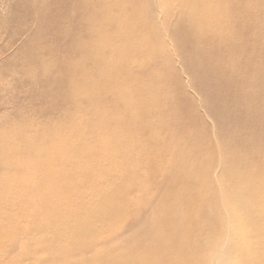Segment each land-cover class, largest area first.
<instances>
[{"label": "bare ground", "instance_id": "obj_1", "mask_svg": "<svg viewBox=\"0 0 264 264\" xmlns=\"http://www.w3.org/2000/svg\"><path fill=\"white\" fill-rule=\"evenodd\" d=\"M134 1L133 7L130 0H100L96 9L81 0L75 13L79 32L64 48L71 62L65 78L50 70L46 49L40 56L27 51L31 62L45 65L44 75L56 83L63 104L58 116L34 133L0 125V240L10 232L26 236V225L14 221L28 215L29 226L38 221L56 231L55 239L23 240L22 254L37 253L41 264H264V0ZM47 6L42 16L50 11ZM106 15L115 22L111 29L103 23ZM233 23L238 29H229ZM165 28L176 34L198 101L175 72L155 66L165 48L176 44L160 39ZM146 32L156 41L147 44ZM129 58L144 71L134 72ZM86 65L104 71V86L88 76ZM88 101L97 118L85 109ZM118 101L126 108L115 109ZM198 105L213 119L219 146L203 136ZM130 121L150 138L123 141ZM93 124L104 132L90 138L85 127ZM171 140L177 141L174 147ZM229 147L231 152L220 153L227 171L211 179L209 161L216 150ZM20 150L30 158L16 157ZM198 151L211 153L201 158ZM156 165L164 168L159 177ZM189 169L201 178L206 197L178 177ZM113 170L120 176L112 177ZM135 187L139 191L128 195ZM101 192L106 200L96 197ZM15 195L38 209L29 214L25 208L8 209L3 200ZM238 213L246 217L244 227ZM124 215L142 220L140 231L150 238L130 226L131 233L116 234L112 244L92 239L93 229L107 233ZM245 228L253 233H242ZM109 255L113 260L106 259Z\"/></svg>", "mask_w": 264, "mask_h": 264}, {"label": "rangeland", "instance_id": "obj_2", "mask_svg": "<svg viewBox=\"0 0 264 264\" xmlns=\"http://www.w3.org/2000/svg\"><path fill=\"white\" fill-rule=\"evenodd\" d=\"M86 1V0H83ZM91 5L97 9L100 5V0H88ZM132 6H136L134 0H130ZM48 5V6H47ZM83 2L81 0H0V125L7 127L9 129L16 127H23L26 132H36L39 129V125H48V119L50 117L58 116V110L61 108L63 101L57 95L56 87L53 81L45 77V65L40 62H31L26 56L33 54L34 56L43 55L42 50L46 49L45 59H48V65L50 70L58 77L65 78V66L71 64L67 59L66 51L64 48L68 46L71 42L72 35H76L79 32L78 20L75 13L81 11ZM49 7L50 11L42 16V9ZM225 9V7H224ZM41 19L45 20L41 21ZM143 19L150 20L151 17L144 15ZM50 22L49 28H44L45 24ZM158 23H163L165 20L157 21ZM103 23L108 27L112 28L115 24L113 17L106 15L103 17ZM165 25V23H163ZM162 24V26H163ZM239 24L233 23L229 26V29H238ZM160 30V28H157ZM260 30H257V34H260ZM165 34L161 36V40L170 44L168 48H165L163 54L159 55L158 61L156 60L155 66L167 67L170 72H175V75L179 77L182 81L184 91L194 100L198 101L200 95L193 88L191 83L190 74L186 70L183 62L180 60L178 54V43L175 39L176 34L171 36V29H164ZM139 37V35L137 34ZM145 42L147 44L156 41L155 36L150 32L145 33ZM136 40V39H135ZM134 40V41H135ZM49 41L53 45H50ZM181 43V42H179ZM167 56L171 58L172 62H169ZM145 59H151V54H144ZM134 58V56H133ZM133 58H129L128 61L133 65L134 72L142 73L144 69L140 65L134 62ZM156 69V68H155ZM27 70L28 73L23 74V71ZM86 72L88 76L97 81L101 86L105 85V73L97 67L91 65H86ZM149 75V74H148ZM84 86V82L81 81V87ZM104 98L109 99L106 91H103ZM82 94H77V99H81ZM180 104H184V101L180 100ZM202 102V100H201ZM127 104L122 101H118L115 104V109L120 111V109H125ZM203 119L202 134L206 139L210 140V144L214 146L220 145V139L217 135V130L215 129L214 121L209 116L208 112L202 111L200 105H198ZM89 114L97 118V109L94 105L90 104L88 101L87 107L85 108ZM42 111V113H41ZM135 121H130L124 125L123 129L126 132V136L123 141H129V139L134 138L137 142L143 143L150 138L149 133L144 128H135ZM187 131L192 130V126L189 122H186ZM85 131L88 132V136L91 138L92 135H97L104 132L101 125L97 124V127L93 124L91 127H85ZM126 142V143H127ZM172 147L177 143L176 140H171ZM95 144V141H93ZM185 148L192 150V146L189 143L185 144ZM233 149V147H232ZM235 150V149H233ZM21 153L16 154V157L20 159L30 158V154L27 151L20 150ZM231 152L230 147L226 149H220L215 151V157L209 161V173L211 179L218 178L222 172H226V168L220 157V153ZM211 151H198L197 154L201 158L208 156ZM170 157V156H169ZM100 159V157H96ZM148 163L149 160L145 159ZM11 159L8 160L7 166L10 167ZM155 174L161 175L164 168L161 165H156L154 167ZM4 169L1 176L4 175ZM112 177L116 175L115 178L119 177V171L113 170ZM180 179L187 181L188 184L199 191L203 197H206L204 190L199 186L201 178L193 176L189 171L182 172L179 176ZM117 180V179H116ZM139 188V184L137 183ZM198 187V188H196ZM135 187L134 190L129 191L128 195H134L138 190ZM90 196L87 195L88 198ZM3 200L6 203L5 206L11 210H18L17 212L26 209L29 213L33 212L37 206L32 205L28 201L19 200L17 196H11ZM96 197H101L106 200L107 197L102 192ZM81 198V197H79ZM86 198V199H87ZM185 206H190V200L183 201ZM147 208H150L148 206ZM38 209V208H37ZM145 212H142L144 214ZM238 221L241 227L246 225V217L244 213H238ZM131 221L128 223V221ZM134 220V219H133ZM128 215H124L116 220V223L108 227L107 233H101L98 231L100 228L93 229L92 239L98 241L101 239H107L110 244L115 242L117 234L129 235L133 230L141 229L143 225L142 220L133 221ZM30 220L27 217L15 218L14 224L20 225L22 228L26 225L27 235L23 237L20 233H8L4 236L3 240H0V264L5 263V261L13 260L17 261L19 264H41L42 261L37 259V253L33 251H26L24 253L23 240L26 238L30 239L32 242L34 238L39 236H47L50 239L56 238V231L38 224V221L34 225L29 226ZM128 223V224H127ZM127 225V226H126ZM131 226V232L129 230ZM146 230L140 231L141 237L143 239L150 238V235L145 232ZM252 234V228L242 229V233ZM92 236V233H91ZM108 236H111L109 238ZM263 237V235H261ZM27 239V240H28ZM114 240V241H113ZM112 256H107L106 259ZM113 260V258L109 259Z\"/></svg>", "mask_w": 264, "mask_h": 264}]
</instances>
